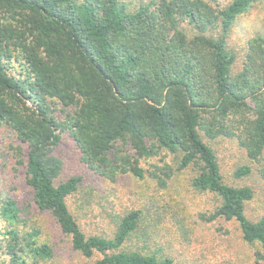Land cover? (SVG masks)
I'll return each instance as SVG.
<instances>
[{"label": "trees", "instance_id": "trees-1", "mask_svg": "<svg viewBox=\"0 0 264 264\" xmlns=\"http://www.w3.org/2000/svg\"><path fill=\"white\" fill-rule=\"evenodd\" d=\"M257 1L143 0L130 8L131 0H0V264H47L54 248L42 216L73 250L96 255L93 264H177L125 247L141 209L120 216L112 237L81 229L68 204L81 177L63 179L55 153L62 133L110 182L147 171L165 188L190 167L191 185L215 198L201 217L234 221L264 264V214L246 212L254 191L225 179L208 142L235 138L264 180V35L247 40L237 72L226 43ZM163 152L173 164L141 166ZM10 162L29 203L1 176ZM249 172L244 164L233 176Z\"/></svg>", "mask_w": 264, "mask_h": 264}, {"label": "rangeland", "instance_id": "rangeland-1", "mask_svg": "<svg viewBox=\"0 0 264 264\" xmlns=\"http://www.w3.org/2000/svg\"><path fill=\"white\" fill-rule=\"evenodd\" d=\"M142 1L131 0L129 7ZM218 2L224 4L229 0ZM186 31L191 32L190 29ZM212 33L219 34L218 30ZM257 34L264 35V0H258L241 14L226 35L227 46L236 56L232 72L240 70L246 42ZM61 135L55 153L63 162L62 178L81 177L78 189L68 198L69 208L87 235L112 237L120 216L131 209H141L144 220L139 230L127 240L126 248L157 257H171L177 264H259L254 255L258 246L243 241L234 221L219 218L207 222L201 217L214 209L215 198L191 185L193 171L190 167L174 175L165 188L159 187L147 171L142 179L126 173L110 182L82 162L78 147L67 133ZM1 136L4 140V135ZM208 142L217 155L225 179L253 189L254 197L246 207L248 215L254 219L264 214V180L258 171V163L247 160L235 138L221 136ZM165 162L173 164L174 161L171 154L163 152L140 164L146 169L150 168V163L161 165ZM244 164H248L250 172L241 178L234 177L235 168ZM10 167L11 162L8 172L11 174L1 173V176H7V185H14V192L23 201L29 200L20 175L17 176ZM42 223V236L54 248L47 264H93L96 255L85 257L73 250L69 237L52 220L42 216Z\"/></svg>", "mask_w": 264, "mask_h": 264}]
</instances>
